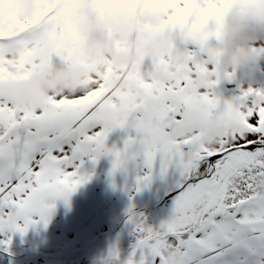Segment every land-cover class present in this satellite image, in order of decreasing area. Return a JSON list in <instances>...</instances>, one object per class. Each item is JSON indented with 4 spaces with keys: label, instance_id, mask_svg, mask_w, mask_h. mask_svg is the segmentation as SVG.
Masks as SVG:
<instances>
[{
    "label": "snow or ice",
    "instance_id": "snow-or-ice-1",
    "mask_svg": "<svg viewBox=\"0 0 264 264\" xmlns=\"http://www.w3.org/2000/svg\"><path fill=\"white\" fill-rule=\"evenodd\" d=\"M191 4L179 0L162 26L178 39L122 68L85 51L57 11L0 35V85L82 68L76 89L53 93L43 107L0 89V249L47 228L57 202L67 207L107 157L112 186L124 178L135 242L123 260L113 245L101 264H264V191L256 183L264 176V86L209 54L208 41L219 36L212 5L199 0L186 14ZM257 48L264 56V40ZM113 133L122 135L109 145ZM157 181L171 203L152 227L131 202Z\"/></svg>",
    "mask_w": 264,
    "mask_h": 264
},
{
    "label": "rangeland",
    "instance_id": "rangeland-1",
    "mask_svg": "<svg viewBox=\"0 0 264 264\" xmlns=\"http://www.w3.org/2000/svg\"><path fill=\"white\" fill-rule=\"evenodd\" d=\"M139 1L78 0L73 4H61V0H0V19L7 23L0 25V35L15 36L19 32L15 30L17 22L31 23L35 21L39 13L45 10L57 11L62 20L72 24L80 45L85 51L103 53L114 68H122L133 64L141 54H145L144 45L154 40V30L157 32L160 29L162 38L157 46L164 47V50L174 39L179 38L174 36L171 30H164L162 27L173 15V7H171V16L167 12L173 0H145L144 4H140ZM211 1L221 9L223 5L230 2H238L239 6L243 7L229 14L224 25L215 26L214 28L219 30V36L208 41L209 53L219 54L222 67L236 70V63H232L229 59L234 54L239 56L238 47L247 49L240 45L242 41L244 42L242 25L253 14L244 5L254 0ZM131 4L137 8L139 5L141 10L131 8ZM198 4L199 0H192L186 14ZM11 11L15 12V18H8ZM252 30L251 42L257 47V41L264 40V27L259 24ZM258 59L259 57H256V61ZM81 74L82 68L78 66L54 67L44 73H38V77L27 86L16 83V85L4 84L3 88L13 89L9 92L17 94L21 102L26 105L43 107L53 93L62 89L75 90L80 83ZM10 81L15 80L10 79ZM120 135L122 134L113 133L109 138V145L113 142L119 143ZM110 167V159L102 157L93 170L91 180L71 195L69 205L66 207L62 201L57 202L55 213L47 228L42 226L30 228L23 237L19 234L14 236L8 252L0 249V264H101L113 245L118 248L120 258L126 259L135 242V235L131 234V231L129 232L131 236L124 242H114L110 247L102 245L103 247L96 248L95 246L89 250L92 254L90 256L86 252L82 253L98 238L108 236V233L102 230L103 225L108 227L110 217L108 211H114L113 213L119 215L129 207L128 194L122 190L124 178L118 174L114 188L108 176ZM260 178L262 180L256 182L257 187L264 191V176ZM164 195L165 186L163 189V184L157 181L151 188L136 194L131 202L135 206V211L143 214L146 223L152 227H158L168 215H163L161 218L154 214L150 217L149 214L156 211L153 208L156 204L154 201H147ZM111 204L112 208L108 209ZM126 221L127 217L118 220L114 229L125 226L127 230L130 227L126 225ZM112 224L110 221L108 225ZM97 233L98 235H94ZM72 237L79 240L73 241ZM99 241L100 239L98 244ZM57 249L64 253L60 254L61 256H53L52 252ZM9 252L11 255L8 254ZM81 254L85 257L80 258Z\"/></svg>",
    "mask_w": 264,
    "mask_h": 264
},
{
    "label": "bare ground",
    "instance_id": "bare-ground-1",
    "mask_svg": "<svg viewBox=\"0 0 264 264\" xmlns=\"http://www.w3.org/2000/svg\"><path fill=\"white\" fill-rule=\"evenodd\" d=\"M139 2H140V4L141 3L144 4L145 0H140ZM209 2L212 5V21H213V27L220 26V25H224L226 23V19H227V16L229 14H231L232 12H235L236 10L243 9L242 6H239V3L238 2H230L227 5H223L224 7L222 9L215 2H213L211 0H209ZM178 5H179L178 0H173L171 2L170 8L167 11L170 16L172 14L171 7L174 8L173 9V15H172V16H174L177 13ZM260 6H264V0H254L253 2L252 1H249L248 2V5H246V6L244 5V7L251 14H253V9L254 8L260 7ZM139 7H140L139 5H138V8H137V7H135V6H133L131 4V8H136V10H141V9H139ZM161 11H162L161 12V14H162L163 13V9ZM14 15H15V12L11 11L10 12V17H8V18H15ZM22 22H24V21H21L19 23L17 22V26H16L15 30H19V25ZM24 23H27V22H24ZM6 24L7 23L5 21H2L0 19V25H6ZM259 24L262 27H264V19H258L254 15H252L242 25V29H243V40H244V42L242 41L240 45L241 46H244V47H246L248 49V51L250 52L252 58L250 60L246 61V62L240 63V62H238V57L239 56L237 54H234V55H231V57L229 59L232 63H234V64L236 63V70H235V72L237 73L238 76H240L241 78H244V77H248V76L253 75L252 79L256 82L254 84V86H264V56H261L260 53H259V51H258V48L253 45V43L251 42L252 36H250V33L253 32V30H252L253 27L256 26V25H259ZM69 25L72 26V24H69ZM149 28L152 29L150 27V25H149ZM10 32H12V30ZM161 38H162V35H161V32H160V29L157 32L154 30V40H150V41H148L146 43L147 45H144L145 54H151V53L157 52L158 50H159V52L160 51H164V47H160L159 48L157 46V44L160 42ZM236 41L239 42L238 40H236ZM142 43H144V42H142ZM150 49H152V50H150ZM256 57H259L258 61H256ZM257 68H259L261 71L254 73L255 72V69H257ZM36 77H38V74H34L32 76L31 81L34 80V79H36ZM4 84H14V85H16V82L15 81L8 80ZM3 85H0V89H2L3 91L9 92V91L13 90V89H10V88H3L4 87ZM260 180H262V179L260 178V176H258L256 182H259ZM110 202L111 201H109V203ZM112 204L110 206H108V209H111L112 208ZM157 207L158 206L155 205L153 208L155 209ZM162 207H160V208L163 211V208ZM162 211L160 209H158V211L152 212L153 213L152 215L157 214L161 218H163V215H165V212H162ZM168 213L166 215H168ZM111 214H112L111 210L108 211V215L110 216ZM122 227H123V229H122ZM122 227L121 226H118L116 229H113L112 232H108V236L105 237V238L104 237L98 238L96 241H94L92 244H90L85 250H83L82 253L86 252L87 255L90 256L92 254L89 252V250L92 249V248H94L95 246H97L96 248H99L102 245H105V246L113 245V243H114V236L121 229H122V233L123 234H125V235L127 234V231L124 228L125 226H122ZM102 230L106 232V226L105 225L102 226ZM94 235H98V233L97 234H94ZM101 236H103V235H101ZM129 236H131V234L128 232L127 237H129ZM72 239H73V237L71 238V240ZM99 239H100V241H99V244H98V240ZM77 240H79V239H73V241H77ZM66 242H67V240H66ZM57 250L52 252L53 253V256H57V255H60V254L64 253L61 250H58V251ZM83 257H85V255H82L81 254L80 255V258H83ZM53 258L58 259L57 257H53ZM90 261H92V260H90Z\"/></svg>",
    "mask_w": 264,
    "mask_h": 264
},
{
    "label": "flooded vegetation",
    "instance_id": "flooded-vegetation-1",
    "mask_svg": "<svg viewBox=\"0 0 264 264\" xmlns=\"http://www.w3.org/2000/svg\"><path fill=\"white\" fill-rule=\"evenodd\" d=\"M163 189H164V185H163ZM163 200V201H162ZM152 201H154L155 202V204L158 206L157 208L158 209H160L161 211H162V209L160 208V207H162L163 208V211L162 212H165V215L169 212V210H170V200L167 198V196L166 195H164V196H160V197H158V198H155V199H152V200H149L148 199V201L147 202H152ZM159 204V205H158ZM157 208H155L156 209V211H158V209ZM128 208H125L124 210H123V213L121 212V214H116V213H113L112 212V214L110 215V217H109V223H110V221L113 223L112 225H108L107 224V226L108 227H106V232L108 233V232H112L113 231V229L115 228V226H116V224H117V221L118 220H120V219H122L123 217L124 218H126V210H127ZM149 211H150V209H148ZM150 215V217L151 216H153L152 215V213L151 214H149ZM118 217H119V219H118ZM122 229H123V227H122ZM122 229L114 236V242H124L125 240H127V234H128V232H130L131 231V229L130 228H128L126 231H127V234L125 235V234H123L122 233ZM110 230V231H109ZM110 247V246H109ZM108 248V247H107Z\"/></svg>",
    "mask_w": 264,
    "mask_h": 264
},
{
    "label": "clouds",
    "instance_id": "clouds-1",
    "mask_svg": "<svg viewBox=\"0 0 264 264\" xmlns=\"http://www.w3.org/2000/svg\"><path fill=\"white\" fill-rule=\"evenodd\" d=\"M253 15L258 19H264V6L254 8ZM237 52L239 54L238 62L240 63L246 62L252 58L250 52L243 47H238Z\"/></svg>",
    "mask_w": 264,
    "mask_h": 264
}]
</instances>
